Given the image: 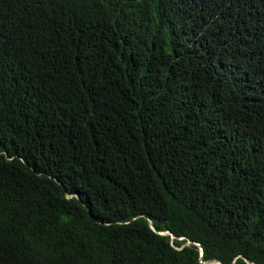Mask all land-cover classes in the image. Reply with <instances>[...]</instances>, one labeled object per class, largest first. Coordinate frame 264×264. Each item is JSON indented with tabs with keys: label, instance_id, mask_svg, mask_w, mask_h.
I'll return each instance as SVG.
<instances>
[{
	"label": "trees",
	"instance_id": "1",
	"mask_svg": "<svg viewBox=\"0 0 264 264\" xmlns=\"http://www.w3.org/2000/svg\"><path fill=\"white\" fill-rule=\"evenodd\" d=\"M248 260L264 0H0V264Z\"/></svg>",
	"mask_w": 264,
	"mask_h": 264
},
{
	"label": "water",
	"instance_id": "2",
	"mask_svg": "<svg viewBox=\"0 0 264 264\" xmlns=\"http://www.w3.org/2000/svg\"><path fill=\"white\" fill-rule=\"evenodd\" d=\"M152 223V222H151ZM152 227L154 228V226L152 225ZM162 235H167V234H172L170 231H166V232H162L161 233ZM172 236H173V238H175L176 236L175 235H173L172 234ZM180 240H184L185 239V237H181V238H179ZM189 243H193V244H195V245H197V246H199L200 247V249H201V256H203L204 255V250H203V248H202V246L199 244V243H196V242H193V241H189ZM248 263L249 264H256V263H254V262H252V261H249L248 260ZM210 264H222L221 262H217V261H212V262H210Z\"/></svg>",
	"mask_w": 264,
	"mask_h": 264
}]
</instances>
